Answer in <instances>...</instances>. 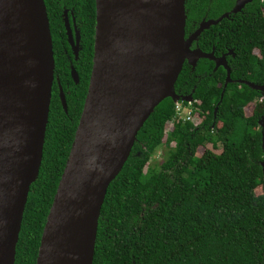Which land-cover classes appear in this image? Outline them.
Here are the masks:
<instances>
[{"label": "trees", "instance_id": "1", "mask_svg": "<svg viewBox=\"0 0 264 264\" xmlns=\"http://www.w3.org/2000/svg\"><path fill=\"white\" fill-rule=\"evenodd\" d=\"M67 1L83 21L82 48L89 60L94 2ZM58 2L43 0L48 25ZM232 18L233 37L224 43L233 55L226 57L232 82L220 98L224 69L213 70L204 60L192 70L183 63L173 92L191 95L198 121L171 122L169 98L154 107L106 189L91 264H264V126L259 125L264 99L236 82L264 85V0H251ZM84 94L82 85L65 96L64 113L53 88L41 162L28 189L13 264H34ZM250 103L255 108L245 116L243 109ZM206 144L219 146V152L203 149L196 156L197 148ZM161 146V163L149 167Z\"/></svg>", "mask_w": 264, "mask_h": 264}, {"label": "water", "instance_id": "2", "mask_svg": "<svg viewBox=\"0 0 264 264\" xmlns=\"http://www.w3.org/2000/svg\"><path fill=\"white\" fill-rule=\"evenodd\" d=\"M251 0H236L235 14ZM91 68L34 264H91L99 210L135 135L162 100L179 97L183 62L199 58L184 39L183 0H93ZM199 29L195 34H197ZM221 65L225 78L229 70ZM53 80L43 0H0V264H13L27 193L38 173ZM261 93L264 85L236 81ZM62 110L65 102L58 85ZM216 109L214 108V111ZM264 115L259 121L263 128Z\"/></svg>", "mask_w": 264, "mask_h": 264}, {"label": "flooded vegetation", "instance_id": "3", "mask_svg": "<svg viewBox=\"0 0 264 264\" xmlns=\"http://www.w3.org/2000/svg\"><path fill=\"white\" fill-rule=\"evenodd\" d=\"M232 7L233 0H183L185 16L183 37L185 40L190 39V50L196 49L210 57L199 58L197 61H207L214 67L215 62L220 63L223 60L226 65V57L233 56L231 50L224 45V43H230L233 37ZM222 20H225L226 23H223ZM82 25L83 21L80 15L67 0H60L57 10H51L48 25L53 58L50 97L53 88H55L59 103L58 85L64 102L65 96H69L71 92H75L82 85L85 86L86 92L91 68L93 37L88 60V53L82 48ZM199 29L201 30L195 34ZM183 63L188 65L186 61ZM218 68L223 69L221 65H218L216 69Z\"/></svg>", "mask_w": 264, "mask_h": 264}, {"label": "rangeland", "instance_id": "4", "mask_svg": "<svg viewBox=\"0 0 264 264\" xmlns=\"http://www.w3.org/2000/svg\"><path fill=\"white\" fill-rule=\"evenodd\" d=\"M261 99H262V97H261ZM259 102V101H258ZM255 108V105H253V103H250V104H248L247 106H245L244 107V109H243V111H244V115L245 116H248V115H250V112H252V110ZM198 120H197V118H194V120H193V123H196ZM168 127H169V124H167V126H166V128L164 129L165 130V132H168ZM260 127H261V125H260ZM164 141V137H163V139H162V142ZM203 149H207V150H211L213 153H218L219 152V149H220V147L219 146H217L216 148H212L211 146H210V144H206V145H204V148H197V150H196V152H195V155L196 156H200V154H201V152H202V150ZM164 153V147H159V148H157V150L155 151V153L150 157V159H149V161H148V166L149 167H153V168H156V167H158V165L161 163V161H162V154ZM145 169V168H144ZM255 193L256 194H259L260 193V189L259 188H257L256 190H255Z\"/></svg>", "mask_w": 264, "mask_h": 264}, {"label": "built area", "instance_id": "5", "mask_svg": "<svg viewBox=\"0 0 264 264\" xmlns=\"http://www.w3.org/2000/svg\"><path fill=\"white\" fill-rule=\"evenodd\" d=\"M184 102L178 101L177 103L173 104V116L171 118V122H190L193 123L194 116L192 115L193 107H192V100L191 102Z\"/></svg>", "mask_w": 264, "mask_h": 264}]
</instances>
